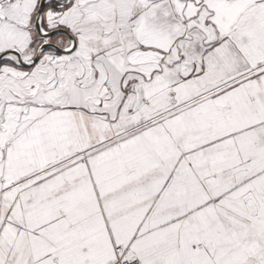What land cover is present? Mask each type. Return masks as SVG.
I'll use <instances>...</instances> for the list:
<instances>
[{"label":"snow or ice","instance_id":"6c2138e0","mask_svg":"<svg viewBox=\"0 0 264 264\" xmlns=\"http://www.w3.org/2000/svg\"><path fill=\"white\" fill-rule=\"evenodd\" d=\"M0 264H264V0H0Z\"/></svg>","mask_w":264,"mask_h":264}]
</instances>
